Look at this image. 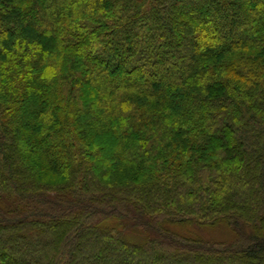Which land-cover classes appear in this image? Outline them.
Here are the masks:
<instances>
[{
  "label": "trees",
  "instance_id": "16d2710c",
  "mask_svg": "<svg viewBox=\"0 0 264 264\" xmlns=\"http://www.w3.org/2000/svg\"><path fill=\"white\" fill-rule=\"evenodd\" d=\"M0 264H264V0H0Z\"/></svg>",
  "mask_w": 264,
  "mask_h": 264
},
{
  "label": "rangeland",
  "instance_id": "374dc122",
  "mask_svg": "<svg viewBox=\"0 0 264 264\" xmlns=\"http://www.w3.org/2000/svg\"><path fill=\"white\" fill-rule=\"evenodd\" d=\"M217 236H218V234H217ZM219 237V236H218Z\"/></svg>",
  "mask_w": 264,
  "mask_h": 264
}]
</instances>
